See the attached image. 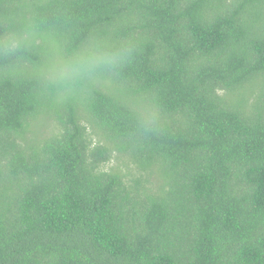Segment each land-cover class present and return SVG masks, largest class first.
Listing matches in <instances>:
<instances>
[{"label":"trees","instance_id":"16d2710c","mask_svg":"<svg viewBox=\"0 0 264 264\" xmlns=\"http://www.w3.org/2000/svg\"><path fill=\"white\" fill-rule=\"evenodd\" d=\"M21 21L131 52L75 102L0 55V264H264V0H0Z\"/></svg>","mask_w":264,"mask_h":264},{"label":"clouds","instance_id":"9594fccd","mask_svg":"<svg viewBox=\"0 0 264 264\" xmlns=\"http://www.w3.org/2000/svg\"><path fill=\"white\" fill-rule=\"evenodd\" d=\"M22 51H37L40 62L32 71L42 80L53 97L75 102L83 93L102 84L123 91L115 80V72L127 60L129 44L106 39H92L66 50L50 39L33 21L10 24L9 31L0 36V55L13 56ZM133 116L141 127H154L158 113L146 99L134 100Z\"/></svg>","mask_w":264,"mask_h":264},{"label":"rangeland","instance_id":"374dc122","mask_svg":"<svg viewBox=\"0 0 264 264\" xmlns=\"http://www.w3.org/2000/svg\"><path fill=\"white\" fill-rule=\"evenodd\" d=\"M260 92V88L257 87H253L252 85L249 86L248 88L240 91V93L236 96L235 98V102L239 103V99H240V106L237 107V109L235 111L239 112L242 111L241 107H245L243 105L247 104V103H251L253 106H256L258 104L261 103V101H256V95H258ZM250 109L249 107H245ZM250 113V111L247 112V114ZM241 114V113H240ZM252 116V115H251ZM250 116V117H251ZM117 163L116 160H114L113 162L111 161L110 163H108L107 165L104 166V169H111L112 167H114V165ZM120 167L122 170H125V167L122 166L120 164Z\"/></svg>","mask_w":264,"mask_h":264}]
</instances>
